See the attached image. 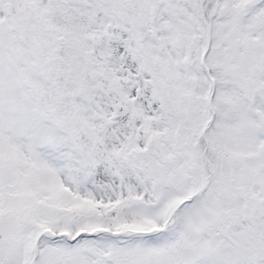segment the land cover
<instances>
[{
  "label": "snow or ice",
  "instance_id": "6c2138e0",
  "mask_svg": "<svg viewBox=\"0 0 264 264\" xmlns=\"http://www.w3.org/2000/svg\"><path fill=\"white\" fill-rule=\"evenodd\" d=\"M0 264H264V0H0Z\"/></svg>",
  "mask_w": 264,
  "mask_h": 264
}]
</instances>
